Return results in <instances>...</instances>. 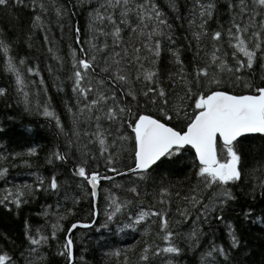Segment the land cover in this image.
<instances>
[{
  "label": "trees",
  "instance_id": "obj_1",
  "mask_svg": "<svg viewBox=\"0 0 264 264\" xmlns=\"http://www.w3.org/2000/svg\"><path fill=\"white\" fill-rule=\"evenodd\" d=\"M200 2L207 4L209 0ZM211 2L215 5L213 14L205 18L207 23L201 28L196 0H149L148 6H155L170 26H159L163 34L151 40L147 35L155 21L147 28L140 26L135 33L129 27H137V6L145 0H130L127 7L132 12L127 24L120 23L124 5L117 7L112 0H9L0 6V41L9 48L7 56L0 51V89L4 90L0 95V254L7 253L11 264H69L59 253L74 224L90 227L78 226L70 232L73 264H264V135L238 141L243 154L242 180L226 186L234 199L215 195L224 186L203 189L198 163L189 148L154 166L145 179L129 171L135 165V140L128 124L138 115L161 119L178 131H184L194 115L195 96L183 101L187 118L165 120L158 108L147 102L142 94L144 85L136 76L155 71L157 84L148 86L164 89L176 104L181 103L178 96H184L186 87H192L194 93L218 90L232 95L256 94L257 87H264V9L251 0H246L243 12L239 0ZM96 12L111 16L121 28L119 47L111 35L114 25L107 19L94 22ZM234 22L248 28L247 35L241 36L250 50L257 52L253 67L233 74L212 65L221 82L201 89L192 83L193 75L210 61L213 51L229 67L246 60L232 46L236 41L230 43L227 30ZM141 30L144 35L139 34ZM216 31L222 33L220 41L210 39ZM196 33L206 34L197 40ZM253 33H259V39ZM156 40L160 41L158 58L142 47L152 46ZM257 43L259 50L255 49ZM133 46L141 48V60L131 69L124 90L135 91L137 98L131 100L116 92L121 106H130L132 111L116 122L96 120L95 115L103 117L104 113L98 107L88 113V101L73 91V52L77 60L97 57L96 79L92 80L95 86L96 80L107 77L101 70L105 58L125 48L132 54ZM96 48L103 50L97 52ZM9 59L24 81L23 91L7 70ZM30 68L38 74L29 73ZM112 91L105 86L107 94ZM94 98L95 91L89 94V100ZM45 108L54 117H45ZM118 123L123 133L117 132ZM120 134L126 143L119 141ZM98 137L105 139L103 148ZM33 151L35 154H30ZM56 154L65 159H57ZM109 158L114 163L109 164ZM79 167L89 176L111 177L99 181L96 199L87 180L74 174ZM109 168L125 174L118 175ZM53 178L58 185L55 190L50 187ZM133 187L138 195L129 191ZM162 189H167V196L160 195ZM194 189L201 198L195 205L186 199ZM18 192L23 194L19 207L11 202ZM8 193L12 196L3 200ZM112 198L121 205V212L109 220L114 210ZM218 201L222 204L214 211ZM141 211L165 214L171 240L163 239L166 233L161 232L159 217L149 216L135 223ZM29 235L48 239L32 246ZM169 246L177 247L179 253H164L162 249ZM145 255L148 259H141Z\"/></svg>",
  "mask_w": 264,
  "mask_h": 264
},
{
  "label": "snow or ice",
  "instance_id": "obj_2",
  "mask_svg": "<svg viewBox=\"0 0 264 264\" xmlns=\"http://www.w3.org/2000/svg\"><path fill=\"white\" fill-rule=\"evenodd\" d=\"M15 2L20 3L22 0H15ZM148 2L149 0H145V3L137 6V27H132L131 25H129V27L131 31L135 33L140 26L147 28L150 22L155 21V27H153L147 35V39L151 40L153 36L163 34L158 30L159 26H170L167 24V21L162 18L161 13L155 6H148ZM251 2L260 9H264V0H251ZM8 3L9 0H0V6H5ZM112 3L117 7L124 5L120 23L127 24L128 14L132 12V9L127 7L130 0H112ZM196 4H198L201 9L199 11V27L203 28L204 24L207 23V19L205 18H211L215 5L211 0H209L207 4H203L200 0H196ZM239 4L241 11H246V0H239ZM36 19L39 20V17H36ZM104 19H107L114 25V30L111 35L114 37L115 47H119L121 28L116 26V21L113 20L111 16L105 17L99 12L93 14L94 22ZM233 28H235V32H233ZM247 31V27H241L240 24L235 22L232 27L227 30L230 43L232 40L236 41L232 46L235 48L236 52L243 54L246 58L245 61H237L236 67H229L227 63L222 62L220 57L213 51L210 61H205V66L198 68L194 72L192 83L199 85L201 89L206 87L210 88L213 84H219L221 81L216 71L212 69V65H216L220 71H227L233 74L240 72L244 68L251 69L256 59L257 52L250 50L246 43V39L241 36V34L247 33ZM78 33L79 29H77V34ZM101 34L103 33L101 32ZM139 34L144 35L142 30ZM202 34L206 33H196V39L199 40ZM253 35L259 39V33H253ZM221 38L222 33L220 31H216L210 37L213 41H220ZM76 42L80 43L79 39H77ZM104 47L106 48L107 45ZM142 47L147 48V51L154 57H159V40H156L152 46L143 44ZM255 49H260L259 43L255 45ZM102 50L101 48H96L97 52ZM0 51H2L5 56L8 55L9 48L3 41H0ZM80 51L84 52L86 57L88 56V53L85 52L83 48H81ZM140 51V47L133 46L132 54H129L125 48L122 52H114L106 57L101 70L107 73V77L96 80L95 86L92 80L96 79L93 74L96 73V64H94V61L97 60V57L92 55L89 58L77 60L75 59V52H73V68L75 69L73 72V91L83 97L85 101H88L86 107L89 111L98 107L99 111L104 113L103 117L99 114L95 115L94 118L96 120L104 118L110 122H116L121 120L124 115L131 113L132 109L130 106H121L116 92L118 90L122 97H130L131 100H136V92L131 89L125 91L124 86L129 84L131 69L135 67V62L141 60V57L138 55ZM20 63L23 64V61L21 60ZM177 63H180L179 59H177ZM125 64L127 65V71H125ZM7 70L15 75L16 83L21 86L20 90L23 91L24 81L21 79L20 73L11 59L8 60ZM28 71L31 74H38L31 68L28 69ZM156 75L155 71H147L143 73L142 76L138 75L135 77L137 81H140L144 85L142 94L147 97V102L155 105L165 120L171 121L174 119L179 120L182 116L185 118L189 116L188 111L184 108L183 101L195 96L192 105L194 115L190 118V122L186 124L185 131H178L175 127L169 126L162 122L161 119L154 118L153 116L138 115L134 123L128 124L132 133H134L135 140V166L130 168L129 171L135 173L139 179H145L149 170L153 169L154 166H159L171 160L172 157L179 155L181 150L186 146H190L191 149L195 150L196 159L199 162L197 175L200 184L203 185V189H210L213 188V186H224L222 191L215 195L234 199L226 186L242 180L243 154L240 150L238 141L241 137L248 134L264 135V87H257L256 95H232L218 90L208 92L202 90L199 93H194L192 87H186L184 96H178L181 103L176 104L170 99L169 94L164 89L158 88V86H148L157 84L155 79ZM180 79L182 81L185 79L182 74ZM236 79L239 80L240 77L237 76ZM105 86L113 89L110 95L105 92ZM94 91L96 92V98L89 100V94ZM0 95H4V90L0 89ZM24 95L27 97L26 92ZM109 100L112 101L111 105H109ZM43 115L45 117H54V113L49 111L48 108L44 109ZM56 122L57 125H59L60 122L58 119ZM98 143L101 148H103L105 139L98 137ZM30 154L34 155L35 152L33 151ZM56 158L60 160L65 159L64 156L59 154H56ZM108 163L112 164L114 161L109 158ZM4 171L7 170L5 169ZM109 171L117 172V169L109 168ZM2 174L3 173H0V175ZM74 174L87 180L88 184L92 187L91 195L96 197V189L101 179L99 174L94 173L89 176L84 167L76 169ZM117 174L124 175L125 173L117 172ZM103 179H111V177H103ZM50 187L52 190L57 189L58 185L55 178L52 179ZM129 191L138 195L135 187L129 189ZM193 193V195L186 197V199H188L191 204L195 205L201 202V198L195 194L196 189L193 190ZM22 195V193H16L15 199L11 202L19 207L20 197ZM160 195L167 196V189H162ZM11 196L12 193H8L7 196L3 197V200H8ZM160 203H165V201L160 200ZM111 204L114 206V210L108 215L109 220L117 213L121 212V205L117 203L115 198L111 199ZM181 214L184 215L185 213ZM201 214L203 215V212ZM149 216L160 218L161 232L166 233L163 239L165 241H170L172 233L167 231L169 221L165 214L158 211H141L135 223L139 224L145 221ZM78 226L90 227V225L74 224L72 229ZM70 232L69 237L63 245V250L59 254L66 256L69 264H73V240L70 238ZM54 236L55 233H53V237ZM47 239L48 237L43 235H39L38 238L31 235L28 236L29 243L32 246L46 243ZM233 244L234 246L237 244L235 238H233ZM35 250V247H33L32 251ZM145 251L147 252V249H145ZM162 251L164 253L178 254L180 250L175 246H169L163 248ZM156 254L158 255L159 253L157 252ZM141 259L147 260L148 257L145 255L142 256ZM11 261L12 258L7 253L0 254V264H11Z\"/></svg>",
  "mask_w": 264,
  "mask_h": 264
},
{
  "label": "rangeland",
  "instance_id": "obj_3",
  "mask_svg": "<svg viewBox=\"0 0 264 264\" xmlns=\"http://www.w3.org/2000/svg\"><path fill=\"white\" fill-rule=\"evenodd\" d=\"M245 35H247V33H245ZM248 38V37H247ZM169 42L171 43V39H169ZM248 44V43H247ZM248 46H249V49H250V45L248 44ZM242 54V53H241ZM242 56H243V54H242ZM244 57V56H243ZM245 58V57H244ZM34 95H36V94H34L33 93V98H35V96ZM36 104H35V107L34 108H36ZM87 112L88 113H91V111H89V110H87ZM87 119V118H86ZM118 126H119V128L117 129V132H119V133H123V131H122V129L120 128L121 126L119 125V123H118ZM96 129H98V126L96 127ZM124 134H120L119 135V137H120V139H119V141H121V142H125V138L126 137H124L123 136ZM114 138H112V140H111V142L109 143L110 144V147L112 148L113 147V143H114ZM126 143V142H125ZM221 204L222 203H220L219 201H218V203H217V205H215V207H214V211L217 209V207L220 205L221 206ZM210 211V210H209Z\"/></svg>",
  "mask_w": 264,
  "mask_h": 264
},
{
  "label": "water",
  "instance_id": "obj_4",
  "mask_svg": "<svg viewBox=\"0 0 264 264\" xmlns=\"http://www.w3.org/2000/svg\"><path fill=\"white\" fill-rule=\"evenodd\" d=\"M252 95H256V94H252ZM186 130V129H185ZM184 130V131H185ZM255 135H260V134H248V135H246V136H244V137H248V136H255ZM244 137H241V138H244ZM240 138V139H241ZM185 148H189V149H191V147L190 146H186ZM191 151L193 152V154H194V156H195V159H196V154H195V150L194 149H191ZM196 161H197V163L199 164V162H198V160L196 159ZM135 166V165H134ZM101 180H103V179H100V181ZM98 186H99V184H98ZM98 186H97V189H96V191H98ZM89 187L91 188V191H92V187H91V185H89ZM98 194V193H97ZM94 199H96L97 198V195H96V197H93ZM72 230V229H71Z\"/></svg>",
  "mask_w": 264,
  "mask_h": 264
}]
</instances>
